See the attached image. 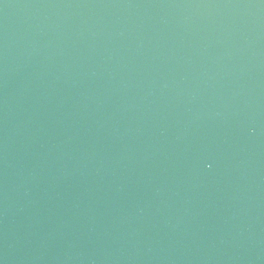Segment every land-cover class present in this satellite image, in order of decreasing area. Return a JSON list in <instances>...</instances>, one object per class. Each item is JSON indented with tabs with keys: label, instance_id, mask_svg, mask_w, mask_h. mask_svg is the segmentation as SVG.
I'll use <instances>...</instances> for the list:
<instances>
[{
	"label": "water",
	"instance_id": "obj_1",
	"mask_svg": "<svg viewBox=\"0 0 264 264\" xmlns=\"http://www.w3.org/2000/svg\"><path fill=\"white\" fill-rule=\"evenodd\" d=\"M0 264H264V0H0Z\"/></svg>",
	"mask_w": 264,
	"mask_h": 264
}]
</instances>
